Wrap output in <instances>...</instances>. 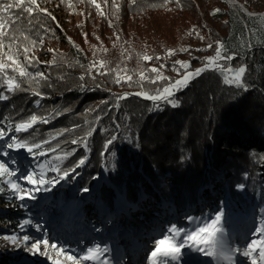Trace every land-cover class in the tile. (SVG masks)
<instances>
[{
  "label": "trees",
  "instance_id": "trees-1",
  "mask_svg": "<svg viewBox=\"0 0 264 264\" xmlns=\"http://www.w3.org/2000/svg\"><path fill=\"white\" fill-rule=\"evenodd\" d=\"M237 1L251 12L264 11L254 8L252 0ZM37 2L55 20L36 18L33 12L30 25L21 14L23 36L36 41L29 58L35 57L38 63L27 65L22 49L28 42L17 40L21 44L18 63L33 74L39 69L46 79L39 85L21 83V90L9 92L6 79L18 73L10 68L0 72V95L9 97L0 100V129L15 132L14 125L33 114L46 118L48 123L39 122L15 135L27 147L37 143L40 149L52 150L54 161H61L56 164L59 175L87 157L84 165L68 175L78 177L80 193L85 188L94 190L81 206L88 223L103 222L96 207L104 202L113 209L119 194L142 219L162 216L165 209L160 199L180 214L188 206L201 207L199 202L204 200L209 202L202 214L226 202L229 216L249 202L264 204L263 32L250 46L233 47L237 32L227 0H136L135 4L132 0H95L100 9L91 0ZM216 9L220 11L213 14ZM18 11L13 9L12 14ZM56 11L69 17L64 20ZM220 45L225 46L224 55H234L233 59H221V67L205 70L177 91L174 98L179 107L160 101L157 110L155 102L138 95L122 98L125 92L156 94L183 76L167 73L165 79L152 82L156 73L151 69L160 67L170 50L186 49L181 55L190 58V70H194L209 63L207 58L215 56ZM190 47L194 55L187 50ZM5 52L7 47L0 49V62L11 64ZM145 56L152 59L145 60ZM240 67L245 68L243 87L227 84L228 70ZM122 75L128 78L116 83ZM114 135L118 139L105 149ZM78 140L82 142L73 143ZM67 153L72 154L65 158ZM104 168L117 192L106 182L93 189ZM104 185L113 195V207L102 199ZM211 185L215 193L208 192ZM61 189L60 195L67 193L61 187L55 191ZM97 197L100 202L92 205ZM141 199L143 208L138 205Z\"/></svg>",
  "mask_w": 264,
  "mask_h": 264
},
{
  "label": "rangeland",
  "instance_id": "rangeland-1",
  "mask_svg": "<svg viewBox=\"0 0 264 264\" xmlns=\"http://www.w3.org/2000/svg\"><path fill=\"white\" fill-rule=\"evenodd\" d=\"M229 3L233 14L232 18L234 23V31L237 32L236 39L231 42V45L233 47H236L238 44L241 47L250 46L258 39L259 32L264 33V17L258 18L250 16L244 8L233 4L231 1ZM251 4L256 9L264 8V0H252ZM58 16H61L64 20L69 17L62 12H58ZM46 42L47 41H44V44ZM224 49L225 46L223 45V47L221 48L222 57H226L224 55ZM187 50H189L191 55L195 54L191 47L187 48ZM181 52L183 51H174L172 52V55L168 54L162 59L160 67H157L156 69L160 71V74L163 77L166 76L167 73L177 75L185 74L182 69L177 72L173 68V65H176L178 61L187 62L189 64L188 71L190 70L192 62L190 58L182 56ZM177 67H179V65H177ZM121 78L125 79L128 78V76L122 75ZM12 136H15L17 138L15 132H8L7 135L2 140H0V145H3L4 143H10ZM17 140L19 139L17 138ZM8 152L10 156L15 158L16 163H9L8 156L0 155V163H4L9 171H15V175L11 177L6 173L4 175H0V188L3 189V191H0V264H53V262L58 259V254L57 252H53L50 248H46L43 244L40 245V251H29L31 247V241H34L35 239L33 226H36L38 215L49 217L51 216L54 219L53 223L51 222L52 225L63 224L70 226V229L72 231H76V234L78 233L77 235H82V232H84L85 234L90 233L93 230V227L84 222L85 214L83 213V209L81 206L86 202V200L89 199V196L93 194L94 190H88L86 188L87 191H83L82 193H80L77 188L78 177L76 178L74 174H72L73 180H71L72 177H69V175H67L66 178L57 180L58 176H63L57 173L56 164H60L61 161H54L52 150L34 149V154H29L26 147L19 150L11 149L8 150ZM39 153H44V155H40ZM41 165L43 167H41ZM41 172L43 173V179L45 181L43 185L33 186L29 184L28 181L23 179V176L28 174H32L34 178L40 179L39 174ZM9 180H15L21 186L22 190H32L34 187H39L41 190L34 192V198H25L23 201H19L13 196L10 190L11 186L8 183ZM49 180L53 181V184L47 183V181ZM103 182L109 184L117 192L116 186L109 180L107 176L106 168L103 169L102 174L97 179L93 189H99ZM57 187L64 188L67 193H64V195H60L59 193L62 191V189L60 191H55V188ZM213 190V185L208 187L209 193H212ZM109 191L110 190L107 185H104L102 187V199L105 202L109 203L111 207H113V195L110 194ZM92 200V205L100 202L99 197L93 198ZM142 200L143 199H141L138 205L143 208L144 204L142 203ZM160 201L161 208L163 210L165 209L162 216H152L147 220H141L142 218L140 220H133V218H136V216H134L136 213L131 209V206H129L128 202L122 195L116 198V203L113 209L110 208L108 204L101 202L100 206H97L96 209L98 211V209L100 208L99 212L102 213V219L104 221H101L99 225H95L96 227L93 232H96L97 230L104 231L106 230V228L116 229V231L121 234H126V232L129 231V236H127V238H129L130 235H137L138 231L147 229L148 225H150V222L152 223L151 226L155 227L157 226V224L163 223L164 221H168L169 223H171V221L174 220L179 221V228H192V225H190L187 221L188 217H205L210 222L211 219H213L217 214H225L228 206V203L225 202L222 207H216L212 212L202 214V211L207 209L206 204H208L209 202H207V200H204L199 202V205L201 207L191 209V206H188L186 212L183 211L180 214L177 211L175 213L174 210H176V208L174 205L171 204L170 206V204H167L164 199H160ZM138 205L137 208H139ZM176 205L179 207L181 203L177 202ZM134 207L136 206L134 205ZM234 213H236V211ZM222 217L224 218V215ZM26 220L30 221V223H28L25 227L20 228L19 225L24 224ZM80 225L88 230L79 231L81 227ZM122 226L123 229L121 228ZM165 229V226H159L157 230L158 234L155 232L152 233V236L155 237L156 234L157 236L164 234V231H166ZM6 235H15L18 238L17 242L13 244L11 240H5L4 237ZM25 235L29 236V242L23 241V236ZM55 239L60 242L65 239V236L55 235ZM58 241H55L53 243H58ZM73 242L74 241H71L70 243ZM179 242L180 241H177V243ZM152 244L153 243H150L149 245L151 246Z\"/></svg>",
  "mask_w": 264,
  "mask_h": 264
},
{
  "label": "snow or ice",
  "instance_id": "snow-or-ice-1",
  "mask_svg": "<svg viewBox=\"0 0 264 264\" xmlns=\"http://www.w3.org/2000/svg\"><path fill=\"white\" fill-rule=\"evenodd\" d=\"M46 2H51V0H46ZM97 9H100V5L95 3V0H91ZM135 4L136 0H132ZM118 8L119 6L116 5ZM13 9H18L14 15L12 14ZM219 9L214 10L215 12H219ZM33 12H35L36 18L40 16H46L52 20H55V17L52 16L50 12L46 8H41L37 2V0H0V49L7 47V52L4 53L8 61H11V64H7L4 62H0V72H4L6 69H11L13 72L18 73V76H14L6 79V86L9 92H13L15 90H21V83H27L32 85L35 83L39 85L41 80L46 79L44 73L40 72L39 69L35 72V74L29 72L27 70V66H21L18 63L19 56L21 55V44H17L16 41L20 40L21 43L23 41L28 42V47H23L22 53L24 57L27 58V65H31L36 67L38 61H36L35 57L29 58V53L31 51V47L36 45V41L32 39L30 36H23L24 29L20 27V21L23 20V16L21 14H25L28 17V23L31 25L33 19ZM11 24V29L8 28V25ZM41 29H45L43 24H40ZM45 31H49L45 29ZM18 33V34H17ZM86 35V34H85ZM36 36L40 37V31H36ZM42 40V37H40ZM7 40L10 43L8 45L4 44V41ZM211 47V45H209ZM223 45L218 46L215 57L207 58L209 62L214 59H233L232 56L222 57L221 56V48ZM186 49H182L185 51ZM172 51H169V55H172ZM145 60H151L152 57L145 56ZM156 59H160V57H156ZM54 62V61H53ZM179 65V67H177ZM211 63L206 64L202 68L195 69L194 71H188L189 64L187 62H177L176 65H173V68L179 72L181 69L184 71V75L180 79H176L174 82H171L168 86L163 87L158 90L154 95H148L145 98L150 99L155 102L156 109L158 110L160 107L159 102L165 101L172 107H179L180 102L174 98V94L177 91H181L183 88L187 87V85L191 82L193 78L199 76L201 72L207 70L211 67ZM92 67H96L95 64ZM219 67V65H217ZM152 72L156 73V80L152 81L155 83L161 79H165L160 74L158 69H151ZM231 75H225V82L230 85H235L237 87H243L241 77L245 72L244 67H240L239 69H229L228 70ZM102 75L104 73H101ZM143 76V73L141 74ZM146 78V77H145ZM17 79L20 82H17ZM83 79V78H81ZM122 78L118 77L116 83H119ZM130 79V78H129ZM33 94L39 95L38 92H35L32 89ZM137 95H140L139 93ZM9 97L7 95H0V100H6ZM122 98H126L122 97ZM37 105L40 104V100L37 99L35 101ZM43 122L48 123L49 121L46 118H38L37 115L33 114L29 119L21 121L14 125V131L16 133L27 132L30 128H32L35 124ZM7 133L5 130L0 129V140H2ZM57 135H60L59 133ZM91 136V132L87 134ZM118 139L117 136H112L106 143L105 149L108 148L109 145H112ZM126 140L131 142L130 137H125ZM82 141H73V143H81ZM84 146L87 147L86 139L84 141ZM27 147V142L25 140H17L15 136L11 137L10 143H4L0 145V155L8 156L9 163L15 164V158L9 155L8 150L11 149H24ZM42 147L41 144L33 143L31 147H27V152L29 154H34V149L38 150ZM40 155H44V153H39ZM72 153H67L65 158ZM87 157L82 158L75 167H80L84 165ZM41 167H43L41 165ZM75 167L70 169L68 172L64 173V176H58L57 180L66 178V176L75 171ZM7 174L8 176H14L15 171H9V169L5 166L4 163H0V175ZM40 179H36L32 174L24 175L23 179L28 181L29 184L33 186L43 185L45 183L43 179V173L40 174ZM11 192L13 196L19 201H23L25 198H34V192L41 190L39 187H34L32 190L21 189V186L15 180H9ZM49 184H53V181H47ZM243 185L238 186V189H242ZM0 191H3L0 188ZM82 191H87V189H83ZM224 213L217 214L211 221L209 222L205 217H188L187 221L192 228H177L175 225H172L167 228L166 232L162 235V238H157L154 241V247L149 253L147 259L148 264H180L183 256L190 253H203L205 255H216L220 258L231 261L233 251H237L228 246L227 242L221 239L218 233L224 231L223 228L217 227L218 222L221 221ZM30 221L26 220L24 224L19 225L20 228L25 227ZM202 225V226H201ZM39 228L40 226L37 225ZM254 235L258 238H254L247 244L246 250H244L243 255L246 257H251L253 253L259 249V262L260 264H264V218H261L259 225L254 230ZM183 236V239L180 238ZM5 240H11L13 244L17 242V237L15 235H6L4 237ZM24 242H29V236H23ZM177 241H180L177 243ZM191 242V243H190ZM43 244L46 248L49 246L48 239H36L31 241V247L29 251L36 250L40 251V245ZM208 246L212 249V251H206V248L203 246ZM52 249L57 250L58 253H62L65 255L67 261L73 262V264H105L104 261H101L100 256L97 254L100 252V248L97 247H88L87 254L82 256L80 260L77 259L76 256L67 252L63 247L57 246L56 243H52L50 246ZM181 249H185L184 252ZM104 252H108L109 249L104 248ZM47 254V253H41ZM51 258V257H49ZM53 264H61L60 260H55ZM252 264H257V259L252 260Z\"/></svg>",
  "mask_w": 264,
  "mask_h": 264
},
{
  "label": "built area",
  "instance_id": "built-area-1",
  "mask_svg": "<svg viewBox=\"0 0 264 264\" xmlns=\"http://www.w3.org/2000/svg\"><path fill=\"white\" fill-rule=\"evenodd\" d=\"M217 65H219V67L222 66V64L220 63V59L214 61L213 68L217 67ZM99 210L100 208L98 209V211ZM174 211L176 213V210ZM153 217H158V216H153ZM136 218L135 219L133 218V220L141 219L139 217H136ZM141 220H144V219H141ZM53 221L54 219L51 216L49 217V216H44V215L43 216L38 215L36 226H33V233L35 236L34 240L48 239L49 240L48 248H50L53 252L56 253L57 250L52 249L50 246L53 242L58 241L55 239V235H62V236H65V239H63V241H60V242L58 241V243H56L58 248L63 247L64 249L67 250L68 253L76 256L78 260H80L82 256L87 254L88 247L98 246L100 248V252L97 254L100 256L101 261L105 258H110V254H112V255L120 257L119 262L117 264H138L139 263L138 259H140L141 256L142 257L145 256L147 251L150 248L152 249L154 247V241L157 238H162L163 234L157 236L158 227L165 226L166 227L165 230H167V228L170 227L169 226L170 223L168 221L163 220L165 223L163 222V223L157 224V226L155 227L151 226L152 223L150 222V225H148L147 229L140 230L138 231L137 235H132V236L130 235V237L127 238V236H129V231H127L128 234L127 232L126 234H121V233H118L116 229L106 228V230L104 231L97 230L96 232H93L96 227L95 225H99L100 223H94V222L88 223V220L86 217L84 218V222L92 226L93 230L90 233H86V234L82 232V235H77L78 233L76 234V231H72L70 229V226L63 225V224L52 225L51 222L53 223ZM171 223L177 225L176 226L177 228L180 227L179 221L174 220V221H171ZM37 225H39L40 227L38 228ZM62 228H64L63 231H61ZM121 228L123 229V226ZM82 230H88V229H85L83 228V226H81L79 231H82ZM155 232L157 233L156 234L157 237L152 236V233H155ZM91 233L93 234V236ZM72 239H74V242L70 243ZM150 243H153V244L150 246L149 245ZM128 245H130L129 249H128ZM104 248L109 249V251L104 252L103 251ZM132 252H134V255H132ZM57 254H58V259L61 261V264H72L73 263L71 261H67L64 254L58 253V252ZM89 264H91V262H89Z\"/></svg>",
  "mask_w": 264,
  "mask_h": 264
},
{
  "label": "water",
  "instance_id": "water-1",
  "mask_svg": "<svg viewBox=\"0 0 264 264\" xmlns=\"http://www.w3.org/2000/svg\"><path fill=\"white\" fill-rule=\"evenodd\" d=\"M228 2H230V0H227ZM236 3V5H238V6H240V7H242V8H245L246 9V11H247V13L250 15V16H253V17H257V16H259V17H264V11H262V12H253V13H251L249 10H248V8L247 7H245L242 3H240L239 1H237V0H234ZM214 61L215 60H212L210 63H211V67H209L208 69H211V68H213V66H214ZM208 64V63H207ZM206 64H204V65H201V66H199V67H197L196 69H198V68H202V67H204ZM195 70V69H194ZM194 70H189V71H194ZM204 72V71H203ZM202 73V72H201ZM200 73V74H201ZM183 76H181V77H179V78H177V79H180V78H182ZM197 77V76H196ZM195 77V78H196ZM194 79V78H193ZM192 79V80H193ZM191 80V81H192ZM169 85V84H168ZM168 85H166V86H168ZM165 86V87H166ZM184 89V88H183ZM140 94V95H138V96H140V97H143V98H145L146 96H148V95H154V94H150V93H148V92H125V93H123L122 94V97H125V96H127V95H130V94H132V95H137V94ZM175 93H177V92H175ZM145 99H147V98H145ZM147 100H150V99H147ZM151 101V100H150ZM163 101V100H162ZM153 102V101H152Z\"/></svg>",
  "mask_w": 264,
  "mask_h": 264
},
{
  "label": "bare ground",
  "instance_id": "bare-ground-1",
  "mask_svg": "<svg viewBox=\"0 0 264 264\" xmlns=\"http://www.w3.org/2000/svg\"><path fill=\"white\" fill-rule=\"evenodd\" d=\"M233 4H235L236 2L234 1V0H230ZM245 9V8H244ZM246 10V9H245ZM250 11V10H249ZM251 12V11H250ZM251 13H253V12H251ZM129 206H131L130 204H129ZM255 208V207H254ZM106 212H108V211H106ZM64 230V228H62V230L61 231H63ZM253 234H251L250 235V239H252V236ZM253 238H258L257 236H255V235H253ZM72 241H74V239H72ZM129 247H130V245H128V249H129ZM43 249H44V247H43ZM257 251H259V249H257ZM132 255H134V252H132ZM142 257V256H141ZM211 257V259H214L215 260V262L217 263V261H218V256H216V255H212V256H210ZM209 258V257H208ZM211 259H208V260H205L204 262H206V261H211ZM186 264H194V262H193V259H189L188 260V262L186 263Z\"/></svg>",
  "mask_w": 264,
  "mask_h": 264
}]
</instances>
